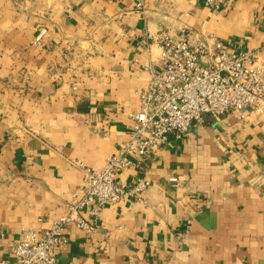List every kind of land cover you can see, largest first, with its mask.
<instances>
[{
  "label": "crops",
  "instance_id": "crops-1",
  "mask_svg": "<svg viewBox=\"0 0 264 264\" xmlns=\"http://www.w3.org/2000/svg\"><path fill=\"white\" fill-rule=\"evenodd\" d=\"M0 0V256L45 229L83 179L128 138L162 35L219 40L264 67V0ZM44 33L40 34L41 31ZM206 57L202 59L205 63ZM143 200L105 205L66 229L56 264H264V105L205 115L127 168Z\"/></svg>",
  "mask_w": 264,
  "mask_h": 264
},
{
  "label": "built area",
  "instance_id": "built-area-1",
  "mask_svg": "<svg viewBox=\"0 0 264 264\" xmlns=\"http://www.w3.org/2000/svg\"><path fill=\"white\" fill-rule=\"evenodd\" d=\"M134 1L135 8L142 11L144 0ZM201 1L215 11L224 5V0ZM182 29L181 38L162 35L158 40V61L147 65L150 77L137 92L139 107L131 115L128 138L99 168L78 162L83 179L70 194L63 214L45 229H23L12 248V264H56L54 250L66 242L68 227L89 233L103 206L121 199L143 200L149 186L145 174H138L130 185L118 174L127 168L141 172L146 159L164 146L171 134L182 137L205 115L261 110L264 67L257 64L253 54L230 51L213 37H208V45H192L187 38L188 27L183 25ZM204 57L207 59L202 63ZM3 236L0 227V246ZM0 264L10 262L0 256Z\"/></svg>",
  "mask_w": 264,
  "mask_h": 264
}]
</instances>
